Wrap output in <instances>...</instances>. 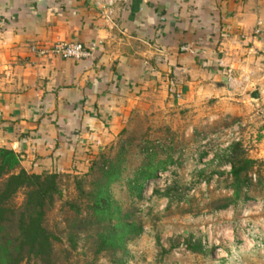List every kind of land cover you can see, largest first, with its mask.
I'll use <instances>...</instances> for the list:
<instances>
[{
  "label": "crops",
  "instance_id": "0c3cea01",
  "mask_svg": "<svg viewBox=\"0 0 264 264\" xmlns=\"http://www.w3.org/2000/svg\"><path fill=\"white\" fill-rule=\"evenodd\" d=\"M0 21V147L27 172L83 173L131 115L164 106L233 97L264 115V0H128L111 14L92 0H0ZM73 41L92 55L34 51ZM248 216L264 227V207ZM233 225L203 261L243 239ZM240 257L264 264L256 247Z\"/></svg>",
  "mask_w": 264,
  "mask_h": 264
},
{
  "label": "rangeland",
  "instance_id": "374dc122",
  "mask_svg": "<svg viewBox=\"0 0 264 264\" xmlns=\"http://www.w3.org/2000/svg\"><path fill=\"white\" fill-rule=\"evenodd\" d=\"M258 110L251 103L232 97L219 101L202 100L194 106H164L145 116L138 113L131 115L129 123H125V128L116 135L110 150L106 152L113 157L119 151L120 144L125 141L126 169L121 179L111 184L112 193L120 204V217L123 218L119 223L135 222L143 228L138 236H133L132 232L127 233L128 254L123 255V249L115 253L97 252L98 241L92 234L105 232L117 224L116 218L102 222L100 226L92 219H87L85 208L76 212L67 207L65 211V207L61 210L60 202H57L47 212L44 220L45 227L55 236L49 258H34L26 249L19 251L18 246L14 248L8 245L6 248L5 242H9L16 234L15 228L6 224L0 231V260H4L3 264H209L210 261L205 262L202 256L190 252L187 240L200 239L208 251L211 248L218 249L222 243H215L214 238L220 240L224 235L221 232L227 224L231 227H234L233 224L240 225L244 218L239 209L230 216L227 214L229 209L211 211L209 203L214 204L226 191L215 190L218 183L216 176L210 183H198L199 175L193 172L204 168L211 159L213 153L209 150V145L205 144L200 149L209 151L207 156H199L195 145L190 149L191 157L187 153L189 149L183 153L182 160L185 161L182 167L178 166L177 173L183 179L182 183L189 185L193 181L196 186L182 201L169 202L168 198L160 194L168 183V172L159 171L161 177L149 180L142 187L140 198L129 193L124 178L142 162L144 155L141 146L144 142L149 139L154 141L156 138L159 142H188L190 145V142L197 141L192 134L197 127L202 130V136L209 135L204 143L214 142L225 147L230 142L240 141L245 156L258 162V167L254 170H260V175L264 177V115ZM162 154L158 153V156L161 157ZM222 169L229 171L230 165L224 164L219 170ZM210 171L211 169L205 175ZM86 172L87 170L78 175ZM74 195L75 192L66 196L74 198ZM22 198L23 195L19 193L16 197L17 204ZM251 201H261L264 204V190L256 199H249L244 203ZM116 229L121 231L120 226ZM227 234L230 235L229 231ZM239 243L240 241L235 240L232 246L236 247ZM119 258H122V262L116 263Z\"/></svg>",
  "mask_w": 264,
  "mask_h": 264
},
{
  "label": "trees",
  "instance_id": "16d2710c",
  "mask_svg": "<svg viewBox=\"0 0 264 264\" xmlns=\"http://www.w3.org/2000/svg\"><path fill=\"white\" fill-rule=\"evenodd\" d=\"M201 131L198 127L194 128L192 134L198 142H190V145L188 142H159L156 138L154 141L149 139L144 142L145 144L141 146L144 155L142 162L124 178L129 193L140 198L142 187L149 180L159 178V171H163L168 172L169 177L166 178L168 183L160 194L168 198L169 202L184 200L196 185L193 181L189 185L186 182L182 183L183 179L177 173L178 166L182 167L185 161L182 160L183 153L187 149H189L187 153L191 152L192 145H195L199 156H207L209 151L200 149L208 144L209 150L213 153L211 159L206 162L204 168L193 172L199 175L198 183L202 181L210 183L216 176L218 183L215 190L226 191L214 204L209 203L211 211L226 210L249 199H256L264 190V177L260 175V170H254L258 167V162L245 156L240 141L230 142L225 147H220L214 142L204 143L205 139H209V135L204 137ZM112 142L98 152L87 172L81 175L48 171L27 172L21 167L17 153L0 147V231L6 224L13 226L16 231L15 237L5 242V247L18 246L19 251L26 249L34 258L48 259L55 236L45 227L44 220L47 212L60 202V209L65 207V211L67 207L76 212L85 208L87 219H92L94 223L109 222L116 218L117 224L105 232L92 234L98 241L97 252L115 253L123 249V255H127V233L132 232L133 236H138L143 228L137 226L135 222L119 223L123 217H120L122 214L120 204L114 198L111 184L121 179L126 169L127 149L123 141L119 151L111 157L106 152L110 150ZM158 153L163 154L159 157ZM224 164L230 165L229 171L219 170ZM210 169V173L205 175ZM252 175H255V180ZM73 192L74 198L66 196ZM19 193L23 198L17 204L16 197ZM117 226H120V232L117 231ZM186 243L191 253L206 255L207 250L200 239H188ZM116 261L120 263L122 258ZM3 263L4 260L1 259L0 264Z\"/></svg>",
  "mask_w": 264,
  "mask_h": 264
},
{
  "label": "built area",
  "instance_id": "2783aa9c",
  "mask_svg": "<svg viewBox=\"0 0 264 264\" xmlns=\"http://www.w3.org/2000/svg\"><path fill=\"white\" fill-rule=\"evenodd\" d=\"M128 0H92V4L99 9L107 10L109 14L112 13L113 9L123 4L125 5ZM3 22L0 21V27H2ZM259 30L256 29V33ZM183 50H189L187 46L183 47ZM34 51L39 55H50L60 58H71V59H84L89 58L92 55V49L86 48L80 42H58L51 44L49 46L43 45L39 47H34ZM228 80L233 81L231 72L228 73ZM264 113V108H263ZM228 145V144H227ZM158 177H161V174H158ZM253 180H255V175H252ZM264 207L263 202L261 201H251L244 203L241 208V213L244 216L241 220V224L238 225L243 235V239L240 240V243L234 247L231 246L224 253H217L216 257L210 261L209 264H243L241 261L240 254L248 250L249 248L256 247L260 250L264 249V227L260 224L252 223L247 221V215L250 210L254 209L257 205ZM247 241L251 243V246L247 245ZM218 250V249H217Z\"/></svg>",
  "mask_w": 264,
  "mask_h": 264
}]
</instances>
